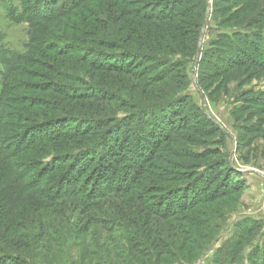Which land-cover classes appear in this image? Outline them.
<instances>
[{
    "label": "trees",
    "instance_id": "obj_1",
    "mask_svg": "<svg viewBox=\"0 0 264 264\" xmlns=\"http://www.w3.org/2000/svg\"><path fill=\"white\" fill-rule=\"evenodd\" d=\"M100 1L20 0L22 10L15 18L38 27L57 22L80 4ZM108 4L111 9L101 23L110 37L104 46L113 52L101 54L76 42L57 45L61 54L79 51L78 57L84 59L87 67L105 75L100 81L84 82L71 91L65 85L55 84L62 94L80 103L63 110L59 117L30 121L25 127L7 124L3 101L15 99L11 96L18 84L15 72L21 68L23 58L19 54L1 56L5 69L0 95V160L6 165L8 183L4 188L12 201L9 203L0 194V264H55L49 259L52 239L76 240L82 234L75 225L73 211L63 212L60 220L54 217L53 211L60 209L55 201L72 198L93 201L89 212L90 218L99 216L100 220H95L97 227H104L111 234L122 232L117 238L120 242L130 240L132 245L150 251L147 264H172L174 261L159 258L175 257L173 247L163 241L159 225L171 219L172 224L180 223L177 230L183 235L176 237V241L194 240L192 231L181 224L187 220L182 217L183 212L196 214L202 204L216 202L239 190L230 185L233 171H227L222 163L209 161L200 168L179 161L185 157L205 158L203 152L183 146V142L199 143L180 135L184 119L193 118L196 123L183 130L199 134L194 126L203 115L189 107L183 91L188 84L181 86L179 80L187 78L186 67L199 50L211 16L219 29L233 31L220 33L211 42L213 47L208 53L216 59L212 69L245 73L244 68L251 67L264 71V36L262 31H256L264 25V0H213L212 14L209 0H108ZM11 12L14 16L15 11ZM214 77L209 73L200 82L207 87L205 81ZM258 100L256 107L261 109L264 98ZM203 122L206 131L221 133L208 118ZM220 142H224V136ZM42 143L61 144L51 150L56 147L65 152H53ZM21 192L38 194L44 201L37 208L22 211L13 204ZM131 217L137 219V225L117 228L119 220ZM142 221L147 226L145 230L138 226ZM67 224L71 227L67 228ZM198 225L208 232V236H202L206 244L196 246L194 240V254L185 255L181 264L194 263L213 237L212 222ZM248 232L253 234L250 228ZM243 237L244 232L232 245L233 264L238 256L243 258ZM252 253L251 264H264L263 248L257 246ZM64 255L62 264H96L93 257L83 263V254H79L82 260H74L71 250ZM237 264L242 263L237 260Z\"/></svg>",
    "mask_w": 264,
    "mask_h": 264
},
{
    "label": "rangeland",
    "instance_id": "obj_2",
    "mask_svg": "<svg viewBox=\"0 0 264 264\" xmlns=\"http://www.w3.org/2000/svg\"><path fill=\"white\" fill-rule=\"evenodd\" d=\"M212 3L213 0H209L210 14L213 11ZM11 9L15 11L14 16ZM110 9L108 0H102L93 5L87 2L80 4L57 22L32 27L27 21L15 18L22 10L20 0H0V95L3 89L2 73L5 69L2 57L9 58L19 54L23 58L21 68L15 72L18 84L11 95L15 99L8 102H5V99L3 101L5 103L2 107L3 113L8 114L4 118L7 124L17 123L16 125L25 127L30 121L44 120L51 116L59 117L64 114L63 110H70L78 102L62 94L56 85H65L66 90L71 91L74 86H81L84 82L100 81L101 76L105 78V75H100L87 67L84 59L78 57L79 51L76 52L77 54L71 51L61 54L56 48L57 45L68 41L76 42L78 45L83 44L101 54L113 52L111 48L104 46L110 37L106 36L105 26L101 23ZM116 27L118 29L117 25ZM256 31H262L264 36V25L256 28ZM232 32L230 28L219 29L213 17H209L199 50L186 67L187 78L179 80L182 83L181 86L188 84L183 87V91L188 96L189 107L191 109L193 107L194 111L203 115L200 122L194 126L196 132H199L197 129L200 130L199 134L183 130L187 125L196 123L193 118L184 119L185 126L180 131V135L184 138L191 137L199 143L183 142V146L192 151L203 152L205 158L197 160L185 157L177 160L193 163L200 168L209 161L222 163L223 167L227 166V171H233L230 185L234 184L238 187L236 189H239L235 194L223 199L219 198L221 200L202 204L198 207L199 212L196 214L191 215L192 211L183 212L182 217L187 220L181 224L192 231L191 234L198 243L196 246L206 242L202 236H208L206 234L208 232L198 224L209 220L215 226L214 229L212 228V239L203 247L199 257L192 264H217V261L220 264H233L230 258V253L233 251L232 245L242 232H244L243 258L238 256L235 264L237 260L238 263L251 264L253 249L257 246L264 249V112L262 110L264 107L261 109L256 107L258 99L264 98V71L251 67L244 68V70L247 69L245 73H238L233 69L228 72H222L223 70H218V68L213 70L212 65L216 59L208 53L213 47L211 42L220 33L231 34ZM81 53H83L82 50ZM209 73L215 77L212 81L206 80L207 87H205L200 80L207 78ZM129 85L131 86V83ZM134 93H136L135 90ZM54 100L57 102L53 103ZM114 105L121 106L122 103H114ZM187 111L190 113V109ZM121 113L125 115L124 112ZM204 116L215 123L222 130L221 133L206 131V123H202ZM223 136L224 142H220ZM66 143L72 146L71 142ZM54 145L61 144L42 143L41 146L46 149L49 147L51 150ZM60 149L55 147L51 151L65 152ZM5 169V163L0 160V194L10 203L12 200L8 195L9 191L4 188L8 183L4 174ZM212 187L214 184L211 185ZM16 198L13 204L22 211H27L32 207L37 208L44 201L42 196L35 193L21 192ZM57 203L60 204L58 206L60 209L53 211L55 219L60 220L63 212L73 211L71 214L76 217L75 225L81 229L82 234L76 240L52 239L49 245L51 262L62 264L64 262L62 257L71 250L74 260H82L79 254H83V263L93 257L92 262L96 264H147L145 261L150 251L132 245L130 240L120 242L117 238L123 235L122 232L111 234L104 227L96 226L95 222L100 220L99 216L97 219L90 218L91 212H89L93 201L72 198L60 202L55 201L56 205ZM7 220L9 216L6 222ZM136 221L134 217L129 220H119L120 225L117 228H132V224L137 225ZM174 224L171 219H168L159 227L162 228L163 241L170 248L173 247L171 252L175 257L162 255L159 258L174 261L172 264H181V259L183 261L185 255L194 254L196 247L192 244L195 241L188 239L183 243L179 242V238L176 241V237L181 238L183 235H180L177 230L180 223L174 222ZM138 226L142 227L141 230L147 229L143 221ZM66 227L70 228L71 225L67 224ZM248 228L252 229L253 234L248 232ZM195 230H200L201 233ZM249 235L255 236L250 239ZM85 255L89 257L87 260L84 258Z\"/></svg>",
    "mask_w": 264,
    "mask_h": 264
}]
</instances>
